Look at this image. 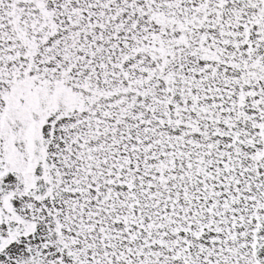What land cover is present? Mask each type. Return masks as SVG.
Returning a JSON list of instances; mask_svg holds the SVG:
<instances>
[{
	"label": "snow or ice",
	"instance_id": "6c2138e0",
	"mask_svg": "<svg viewBox=\"0 0 264 264\" xmlns=\"http://www.w3.org/2000/svg\"><path fill=\"white\" fill-rule=\"evenodd\" d=\"M0 264H264V0H0Z\"/></svg>",
	"mask_w": 264,
	"mask_h": 264
}]
</instances>
